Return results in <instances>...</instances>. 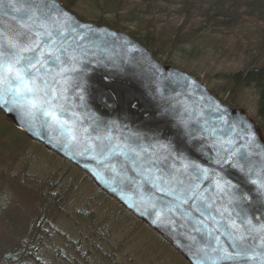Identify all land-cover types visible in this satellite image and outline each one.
<instances>
[{
  "label": "water",
  "instance_id": "95a60500",
  "mask_svg": "<svg viewBox=\"0 0 264 264\" xmlns=\"http://www.w3.org/2000/svg\"><path fill=\"white\" fill-rule=\"evenodd\" d=\"M20 56L31 93L6 71ZM0 66L4 120L185 262L264 264V136L244 109L58 0H0Z\"/></svg>",
  "mask_w": 264,
  "mask_h": 264
},
{
  "label": "trees",
  "instance_id": "16d2710c",
  "mask_svg": "<svg viewBox=\"0 0 264 264\" xmlns=\"http://www.w3.org/2000/svg\"><path fill=\"white\" fill-rule=\"evenodd\" d=\"M58 1L74 13L78 11L74 7L85 8L95 22L112 29H117L119 24L133 25L136 30L129 34L139 39L154 56L160 50L154 44L157 37L163 36L167 39L169 49L193 54L196 51L192 44L194 40H208L213 35L235 31L238 40L250 43L242 49L247 52L244 50L247 48L250 60L224 75L223 79L227 81L230 89H235L234 91L250 89L254 92L256 123L264 129V0H79L83 3L77 0ZM88 3L91 4L90 8L84 5ZM177 21L180 24H176ZM187 21H192V25L187 27ZM250 21L259 25L254 24L251 29H245V23ZM142 23H146L145 29H142ZM240 46L238 44V47ZM163 62L172 64L171 57L165 55ZM224 101L231 107L238 106L237 102L230 98L226 97ZM1 117L0 112V119ZM3 123L0 138L10 129L8 123ZM22 143L24 142L18 143L13 139L11 144L21 147ZM3 176L5 182L13 184L15 194H20L23 199L17 205L9 203L0 212V264H53V261L60 264H103L93 263L92 259H89L93 251L100 253L98 241L92 239V236L101 240L106 232L103 228L97 227L90 235H82L73 240L68 236L67 230H62L60 226L50 227L47 219L49 211H44L43 207L44 194L32 192L34 185L38 189L42 186L37 175L25 170L18 173L5 172ZM95 189L109 199L96 187ZM37 194L40 203L30 209L28 204ZM52 201L57 203L56 200ZM117 206L129 213L122 206ZM20 207L22 208L18 209ZM17 220L19 225H16ZM55 238H60L61 246L55 244ZM47 244L54 252L53 260L49 263L42 258L48 250ZM82 246L86 247L85 251Z\"/></svg>",
  "mask_w": 264,
  "mask_h": 264
},
{
  "label": "rangeland",
  "instance_id": "374dc122",
  "mask_svg": "<svg viewBox=\"0 0 264 264\" xmlns=\"http://www.w3.org/2000/svg\"><path fill=\"white\" fill-rule=\"evenodd\" d=\"M77 2L83 3L79 0ZM84 5L86 8L91 7L89 3ZM74 8L78 10L75 12L78 17L95 22L85 8ZM171 9L175 11V9ZM71 12L74 13V11ZM169 19L173 18L169 17ZM146 23H142V29H145ZM176 24H180V22L177 21ZM254 24L258 23L253 21L245 23V29H251ZM191 25L192 21H187V27ZM116 30H122L129 34L136 29L128 23L126 25L119 24ZM234 32H223L221 35L219 33L216 34L218 36L213 35L208 40H194L192 44L196 51L193 54L183 53L174 48V50L169 49L167 39L163 36L157 37L154 44L160 50L155 57L162 62L165 55L171 57V65L189 72L211 92L213 91V94H217L219 99L224 101L227 97L236 101L238 106L235 107L244 109L256 121L254 92L250 89L234 91L235 89H230L227 81L223 79L224 75L233 72L234 69L250 60V56L247 55V48L244 49L247 52L242 51L243 46L250 43L243 42L242 39L238 40L239 37ZM237 43L241 46L238 47ZM3 122L2 116L0 128L4 127ZM8 126L10 129L5 131L4 136L0 138V175H4L5 172H20L23 169L32 175H37L36 177L41 180L42 186L38 189L34 185L32 192L44 194L42 195L45 199L43 207L44 211L45 209L47 212L49 211L47 219L50 227L60 226L62 230H67L68 236L73 240H77L82 235H90L97 227L103 228L106 232L101 240L92 236V239L98 241L97 245L100 251V253L93 251L89 257L93 263L187 264L170 245L145 224L133 219L129 213L119 208L117 206L119 204H116L114 200L106 199L100 195L89 176L81 170L68 169V166L53 153L44 150L38 144L27 143L23 138L22 142L24 143L21 147L18 144L12 145L15 135L18 137L20 135L17 134L19 133L17 129L12 128L10 124ZM261 132L264 136V129H261ZM13 190V184L5 182L0 176V212L9 203L17 205L23 199L20 194H15ZM38 194L28 204L30 209L39 205L40 197ZM52 200H56L57 203L54 204ZM16 225H19V220L16 221ZM20 229L19 227L18 230ZM54 240L56 245L61 246L60 238ZM47 247L48 250L42 258L43 261L49 263L50 260H53L54 252L49 244ZM82 249L85 251L86 247L82 246ZM72 252L71 250V256ZM53 264L60 263L53 261Z\"/></svg>",
  "mask_w": 264,
  "mask_h": 264
},
{
  "label": "bare ground",
  "instance_id": "6f19581e",
  "mask_svg": "<svg viewBox=\"0 0 264 264\" xmlns=\"http://www.w3.org/2000/svg\"><path fill=\"white\" fill-rule=\"evenodd\" d=\"M61 3V2H60ZM62 4V3H61ZM76 14V13H75ZM77 15V14H76ZM78 16V15H77ZM82 19V18H81ZM84 20V19H83ZM87 21V20H86ZM94 23H96V22H94ZM99 24V23H98ZM107 26V25H106ZM112 29V28H111ZM114 30H116V29H114ZM120 31H122V30H120ZM124 32V31H123ZM130 35V34H129ZM132 37V36H131ZM135 40H137L142 46H144L147 50H149L150 51V54L151 55H153V53H152V51L150 50V49H148L139 39H137V38H135V37H133ZM174 52V51H173ZM154 56V55H153ZM155 57V56H154ZM156 58V57H155ZM159 60V59H158ZM164 63V62H163ZM165 64V63H164ZM209 89V88H208ZM210 90V89H209ZM211 91V90H210ZM215 95V94H214ZM216 96V95H215ZM217 98H218V96H216ZM219 99V98H218ZM221 100V99H220ZM223 101V100H222ZM2 116H3V114H2ZM4 119V118H3ZM5 121V120H4ZM6 122V121H5ZM7 123V122H6ZM9 124V123H8ZM12 126V125H11ZM13 127V126H12ZM14 128V127H13ZM16 129V128H15ZM19 133H17L18 135H20V137H18V136H16L15 135V137H14V141H16V142H18V143H21L22 142V138L25 140V142L27 141V143L28 142H30V143H34V144H38V145H40L41 147H43L44 148V150H47L46 148H45V146L43 145V144H41V143H39L38 141H35V140H32V139H30L27 135H25L22 131H20V130H17ZM16 131V132H17ZM30 148V147H29ZM48 151V150H47ZM49 152H51V151H49ZM52 153V152H51ZM57 158H59L63 163H65L68 167V169H71V168H73V169H76V170H79L80 171V169L78 168V167H76L75 166V164H73L71 161H69V160H67V159H65V158H61V157H59V156H57L56 154H54ZM22 171H25V169H23ZM16 173H18V172H16ZM1 177H2V179H4V176L3 175H0ZM107 196V195H106ZM108 197V196H107ZM109 198V197H108ZM111 199V198H110ZM113 200V199H112ZM116 202V201H115ZM117 203V202H116ZM118 204V203H117ZM187 263V262H186ZM188 264V263H187Z\"/></svg>",
  "mask_w": 264,
  "mask_h": 264
},
{
  "label": "snow or ice",
  "instance_id": "6c2138e0",
  "mask_svg": "<svg viewBox=\"0 0 264 264\" xmlns=\"http://www.w3.org/2000/svg\"><path fill=\"white\" fill-rule=\"evenodd\" d=\"M21 51H34V49H33V48H24V49H22ZM20 59H23V56H20L19 59H16L15 63L10 64V65L7 67L6 71H8V72H13V71L15 70V78L21 81V83L23 84V86H24V88H25V90H26L27 92L31 93V92L33 91V88H32V87H29L28 84L24 82V78H23V76L21 75V73L24 72V69H23V68L15 69V64L20 63ZM57 59H58V57H57ZM37 63H40V61H37ZM28 65L31 66V67H35V65L32 64V58H31V57L28 58ZM42 66H43V65L41 64V67H42ZM0 67H2V66H0ZM32 83H33V84L35 83V80H34V79L32 80ZM17 91H19V89H17ZM48 114L51 115V113H48ZM254 183H255V182H254Z\"/></svg>",
  "mask_w": 264,
  "mask_h": 264
}]
</instances>
